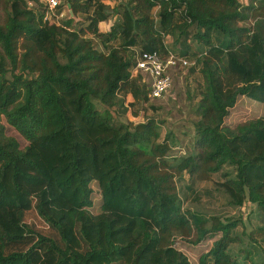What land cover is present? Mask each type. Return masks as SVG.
Listing matches in <instances>:
<instances>
[{
	"label": "trees",
	"instance_id": "trees-1",
	"mask_svg": "<svg viewBox=\"0 0 264 264\" xmlns=\"http://www.w3.org/2000/svg\"><path fill=\"white\" fill-rule=\"evenodd\" d=\"M5 3L0 264H192L181 242L204 248L198 264H264L252 254L264 244V115L225 123L241 96L264 104V0H67L73 15L63 23L45 19L40 0ZM190 42L202 48L188 64L201 75L191 98L193 150L171 159L173 142L156 118L116 124L96 103L123 110L131 91L144 104L148 87L130 72L135 56L171 52L190 62ZM182 174L213 182L234 207L254 204L260 224L238 233L241 216L185 208ZM91 182L100 191L96 214ZM31 213L50 234L27 222Z\"/></svg>",
	"mask_w": 264,
	"mask_h": 264
},
{
	"label": "rangeland",
	"instance_id": "rangeland-1",
	"mask_svg": "<svg viewBox=\"0 0 264 264\" xmlns=\"http://www.w3.org/2000/svg\"><path fill=\"white\" fill-rule=\"evenodd\" d=\"M67 0H60L61 12L56 13L52 16L54 21L57 23H63L67 18L72 16V11L67 7ZM105 4L113 6L116 0H104ZM5 0H0V19L5 16ZM57 10V8H56ZM55 10V11H56ZM80 18V19H78ZM83 15L79 14L75 21H82ZM113 22V18L110 19ZM83 24H85L83 22ZM106 25L101 26V30H108L111 26L109 20L105 23ZM115 43V42H114ZM172 39L170 37L166 38V44H171ZM192 44L191 50L188 57L191 65L193 64L195 58L191 55L195 50L201 51L200 45L197 43L190 42ZM99 47V44H97ZM173 68L169 70L171 74V88L170 90L161 98L148 100L144 104L139 103V101H133L131 99L127 107L116 108L104 107L100 103H96V106L102 110V112L108 111L111 119L114 123H137L144 121L147 117H154L161 125L162 135H170L173 142L168 155L172 158H179L183 155H187L193 150V140H194V126L193 122L196 119L192 112V97L194 92H196V87L201 82V75L199 73V66H195L194 71H190V66ZM194 66V65H193ZM139 84H143L140 79H137ZM129 92H125L124 97ZM125 100V99H124ZM120 103V102H119ZM121 104V103H120ZM130 110L128 116L125 114ZM139 116L138 118L132 119V116ZM264 115V104L253 101L247 97L241 96L238 98L235 106L230 109L229 114L225 120V123L229 126H235L236 124L243 122L250 118H255ZM6 133L10 136H14L20 143L21 148L27 145V142L10 126L6 124ZM227 170V169H226ZM219 175L215 176V180H219ZM92 188V202L91 212L96 214L100 211V191L98 184L96 182H91ZM176 186L179 188L182 198L184 200L183 206L189 208L192 211L198 212L206 218H211L210 216L225 217H243L244 227L239 226L238 233L244 230L247 234L250 232L254 226L260 224V217H258V211L254 204L245 203L242 207H234L229 204L228 196L214 185L213 182H197L192 183L188 178L187 174H182L181 179H176ZM27 222L35 224V227L41 230L44 234H50V229L46 224L33 213L29 214L27 217ZM248 239L246 235H242V242L244 246ZM183 252L187 253L192 264H198L197 259L200 253L204 250L203 247H199L197 244H186L181 242L177 244ZM206 247V246H205ZM233 249H239L238 244L233 245ZM254 255H264V244H255V249L252 251ZM253 255V256H254ZM256 259H258L256 257ZM247 264H250V262Z\"/></svg>",
	"mask_w": 264,
	"mask_h": 264
},
{
	"label": "built area",
	"instance_id": "built-area-1",
	"mask_svg": "<svg viewBox=\"0 0 264 264\" xmlns=\"http://www.w3.org/2000/svg\"><path fill=\"white\" fill-rule=\"evenodd\" d=\"M46 8L45 19H50L60 0H40ZM29 6H33L29 2ZM189 62L173 53L163 55L157 51L140 52L135 56V64L131 68V76L139 77L143 84L148 87V98L154 100L164 96L171 88L172 80L169 70L185 67Z\"/></svg>",
	"mask_w": 264,
	"mask_h": 264
},
{
	"label": "crops",
	"instance_id": "crops-1",
	"mask_svg": "<svg viewBox=\"0 0 264 264\" xmlns=\"http://www.w3.org/2000/svg\"><path fill=\"white\" fill-rule=\"evenodd\" d=\"M106 22H108V20L107 21H103V22H101L100 24H99V28H100V30H101V26L102 25H106L105 23ZM109 22L110 23H112L111 22V20H109ZM111 25V24H110ZM110 27V26H109ZM101 31H103V32H105V31H107V30H101ZM134 79H139V77H133ZM139 83V82H138ZM131 99H133V101H134V97H133V93L130 91L129 93H127V95L125 96V102H124V105H125V107H126V105H128L130 102H132V101H130ZM130 113V110H128V112L125 114L126 116H128V114ZM132 116V119H135V118H138L139 116H133V115H131Z\"/></svg>",
	"mask_w": 264,
	"mask_h": 264
}]
</instances>
